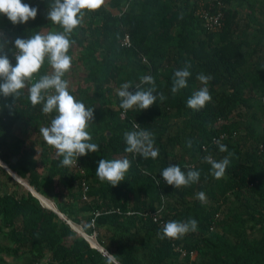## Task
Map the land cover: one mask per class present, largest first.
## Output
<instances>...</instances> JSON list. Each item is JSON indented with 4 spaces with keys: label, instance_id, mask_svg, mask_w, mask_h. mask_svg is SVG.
<instances>
[{
    "label": "trees",
    "instance_id": "obj_1",
    "mask_svg": "<svg viewBox=\"0 0 264 264\" xmlns=\"http://www.w3.org/2000/svg\"><path fill=\"white\" fill-rule=\"evenodd\" d=\"M206 1L105 0L100 9L85 10L70 37L72 67L64 76L70 94L95 108L88 131L100 150L78 158L85 173L62 167V157L44 139L30 144L18 135L40 134L55 112L33 107L27 87L18 99L0 95V158L86 234L96 233L119 264H264V0H222L217 31L207 30L198 16ZM22 2L38 8L35 20L14 25L0 14L13 66L15 39L63 31L47 17L54 0ZM127 35L129 47L123 45ZM188 64V87L173 94L174 72ZM48 67L45 62L30 84L51 74ZM201 73L210 77L207 85L197 79ZM143 76L155 79L158 99L149 109L125 112L118 90L126 82L132 92L151 87ZM205 86L211 102L199 111L189 108L187 100ZM135 123L153 133L157 159L125 151L124 133L138 130ZM207 156L230 159L223 178L214 177ZM103 158H128L126 180L116 187L102 182L95 171ZM169 165L194 167L200 179L176 189L161 175ZM193 218L196 232L161 238L166 222ZM0 264H106V258L0 165Z\"/></svg>",
    "mask_w": 264,
    "mask_h": 264
},
{
    "label": "clouds",
    "instance_id": "obj_2",
    "mask_svg": "<svg viewBox=\"0 0 264 264\" xmlns=\"http://www.w3.org/2000/svg\"><path fill=\"white\" fill-rule=\"evenodd\" d=\"M104 4L105 0H54L49 7L47 17L52 23L61 26L63 31L46 35L36 33L28 39H15V66L5 51L8 41L4 34L0 33V95L18 99L22 95V90L27 87L28 99L33 107L42 104L43 113H56L50 126L39 128V132L44 141L62 157V167L74 166L79 157L100 150L98 144L91 142L93 138L88 131L94 121L95 108L86 107L83 102L70 94L69 82L64 79V76L72 67V57L68 54L74 43L70 39L71 34L82 24L85 10L95 11ZM0 14L6 15L16 25L27 23L30 19L35 20L38 8L23 3L22 0H0ZM45 62L53 70L51 74L40 75L36 82L30 84L34 75L40 73ZM190 67L191 65L188 64L174 72L171 88L173 94L188 87V79L192 75ZM197 79L207 85L210 77L201 73ZM141 82L150 84L151 87L143 89L137 86L138 90L132 92L129 91L133 87L132 84L126 82L118 90V96L121 98L120 107L125 112L133 108L146 110L156 103L158 97L154 94L156 92L155 79L152 76H143ZM159 99L162 101L166 97L160 94ZM211 100L209 88L205 86L190 96L187 106L199 111ZM133 127L138 130L124 133L127 145L125 151L138 154L144 159H157L159 149L154 146L153 133L141 129L137 123ZM187 144L188 147L192 146L191 141ZM219 147L222 152L228 151L226 145L220 144ZM205 160L211 165L215 178L221 179L225 176L230 164L228 157L216 161L211 156H207ZM130 168L131 161L128 158H103L99 160L95 174L102 182L107 181L112 187H116L126 180ZM161 175L168 185L176 189L190 186L200 179V172L194 167L182 171L179 165L165 167ZM159 183L160 181L156 180V184ZM197 196L201 202L206 199L203 192L198 193ZM197 230L198 221L194 218L188 221L172 220L162 226L161 238L182 239L188 233ZM102 255L106 258V264H118L117 256L103 250Z\"/></svg>",
    "mask_w": 264,
    "mask_h": 264
},
{
    "label": "built area",
    "instance_id": "obj_3",
    "mask_svg": "<svg viewBox=\"0 0 264 264\" xmlns=\"http://www.w3.org/2000/svg\"><path fill=\"white\" fill-rule=\"evenodd\" d=\"M222 0H208L207 6L205 8H201L198 12V16L203 20L205 28L209 31H217V29L221 26V22L224 17V13L222 12L223 8ZM123 45L129 47L131 45L130 37L127 35L123 40ZM75 170H80L82 173H85V170L81 168L79 162L73 166ZM82 199L87 198L88 191V183L86 179H83L82 182ZM98 213H95V216ZM92 224L94 219L91 220ZM85 236L89 238V236L94 237L92 234L88 235L85 233Z\"/></svg>",
    "mask_w": 264,
    "mask_h": 264
},
{
    "label": "water",
    "instance_id": "obj_4",
    "mask_svg": "<svg viewBox=\"0 0 264 264\" xmlns=\"http://www.w3.org/2000/svg\"><path fill=\"white\" fill-rule=\"evenodd\" d=\"M108 134H110V133H108ZM2 159V158H1ZM0 159V160H1ZM15 161H17V158H15L14 159ZM3 162H2V165H4V166H6V167H8L9 169H10V173L12 174V176L13 177H15L16 179V181H18L19 183H21L22 185H25L31 192H32V194L35 196V197H37L41 202H42V204L43 205H45L46 207H48L49 209H51L55 214H57L59 217H61L62 219H64V220H66V222L71 226V228L72 229H74V231L75 230H77L76 229V224H74L73 222H71L69 219H67L66 218V216L64 215V214H62L61 212H59V210L57 209V207H56V204L55 203H53V201H51L52 203H53V205L55 206V207H53V206H49L48 204H45V201H43L37 194H40L29 182H27V184L25 183V179H23L21 176H19L18 175V173L16 172V171H14V170H12V168L10 167V165L8 164V163H6L4 160H2ZM11 171H14V173H12ZM35 190V191H34ZM42 195V194H41ZM43 196V195H42ZM81 233V232H80ZM81 235L85 238V239H87L89 242H90V244L94 247V248H97L99 251H101L102 252V250L103 251H107V250H105V248L102 246V245H100L97 241V243L96 244H92V242L90 241V239L88 238V237H86L85 236V232H82L81 233ZM119 264V263H118Z\"/></svg>",
    "mask_w": 264,
    "mask_h": 264
},
{
    "label": "rangeland",
    "instance_id": "obj_5",
    "mask_svg": "<svg viewBox=\"0 0 264 264\" xmlns=\"http://www.w3.org/2000/svg\"><path fill=\"white\" fill-rule=\"evenodd\" d=\"M49 68V70L52 72L53 70L51 69V67L49 66L48 67ZM18 135L20 136V137H23L22 139H24V140H26L28 143H30V144H34L35 142H37V143H40V140H42L43 139V137H42V135L41 134H37V135H34L33 137H31V138H28V137H26V136H23L22 134H21V132L20 131H18ZM38 149H39V158L41 157V155H42V151H43V149H42V147L39 145L38 146ZM2 159L0 160V165H2ZM2 166H4V165H2ZM8 171H9V173H10V169L8 168V167H6V166H4ZM12 173H14V171H11ZM11 174V173H10ZM15 174V173H14ZM3 175V174H2ZM12 175V174H11ZM2 178L4 179V180H6L7 179V175H3L2 176ZM15 178V177H14ZM16 179V178H15ZM27 182H28V180H26L25 181V183L27 184ZM11 184H12V182H11ZM55 185H58V180H57V183L55 184ZM23 186V188H24V190L25 191H30L25 185H22ZM53 186H54V183L52 182V180H50L49 181V186H48V192L50 193V195H51V197L53 196V194H55V192H53L54 190H53ZM4 190H6V191H9L10 190V188H9V185L8 184H4V188H3ZM57 192H58V189H57ZM50 200H52L53 201V199L52 198H50V196H47ZM76 229L77 230H75L76 231V234L78 235V236H82L81 235V233L83 232L82 231V229L79 227V225H76ZM81 232V233H80ZM88 235H91V234H88ZM92 235L94 236V238H96V233H92Z\"/></svg>",
    "mask_w": 264,
    "mask_h": 264
},
{
    "label": "bare ground",
    "instance_id": "obj_6",
    "mask_svg": "<svg viewBox=\"0 0 264 264\" xmlns=\"http://www.w3.org/2000/svg\"><path fill=\"white\" fill-rule=\"evenodd\" d=\"M35 191V190H34ZM43 201H45V204H48L49 206H53V207H55L54 205H53V203L49 200V199H47L46 197H44V196H42V195H40V194H37ZM89 239H90V241L92 242V244H96L97 242H96V239L94 238V237H91V236H89Z\"/></svg>",
    "mask_w": 264,
    "mask_h": 264
},
{
    "label": "crops",
    "instance_id": "obj_7",
    "mask_svg": "<svg viewBox=\"0 0 264 264\" xmlns=\"http://www.w3.org/2000/svg\"><path fill=\"white\" fill-rule=\"evenodd\" d=\"M206 2L208 3V0H207ZM28 182H29V181H28ZM29 183H30V182H29ZM43 196L47 197L48 195H47V196H46V195H43ZM47 198H48V197H47ZM48 199H49V198H48ZM49 200H50V199H49ZM51 201H52V200H51ZM53 203H55V202L53 201ZM79 227H80V226H79ZM80 228H81V227H80ZM81 229H82V228H81ZM82 231H83V230H82ZM83 232H84V231H83ZM95 239H96V238H95ZM96 241H97V239H96ZM97 242H98V241H97ZM7 260H8V261H11V260H9L8 258H7Z\"/></svg>",
    "mask_w": 264,
    "mask_h": 264
}]
</instances>
